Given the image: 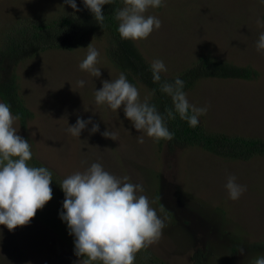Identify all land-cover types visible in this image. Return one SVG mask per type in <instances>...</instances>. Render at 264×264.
I'll use <instances>...</instances> for the list:
<instances>
[{
    "label": "rangeland",
    "instance_id": "rangeland-1",
    "mask_svg": "<svg viewBox=\"0 0 264 264\" xmlns=\"http://www.w3.org/2000/svg\"><path fill=\"white\" fill-rule=\"evenodd\" d=\"M76 4L80 8L84 3ZM75 11L64 0H0V42L1 31L16 18L39 20ZM149 15L161 20V28L134 42L147 61L164 62L165 76L181 73L205 54L257 72L250 80L199 81L186 97L191 105L207 108L199 118L208 128L264 138V50L256 47L264 32V2L163 0V6L148 9ZM89 42L100 52L99 78L79 68L90 44L48 50L16 67L21 95L33 112L26 127L18 119L13 125L30 144L32 159L27 163L36 166L32 160H37L59 178H52L53 198L30 224L14 231L0 225V264H80L86 259L75 254V237L60 217L65 199L60 183L92 163L141 184L144 191L137 195H145L164 221L159 241L137 253L134 264H195L198 250L206 264H254L264 257V249L256 248L264 242V155L230 160L200 147L160 146L134 128L123 106L113 111L96 103L95 92L103 81L123 72L108 57L109 34L91 36ZM129 82L141 102L152 98L145 84ZM78 118H91L92 123L80 136H72L67 129ZM93 124H99L96 133L90 132ZM104 131L115 132L117 140L105 138ZM141 135L143 144L137 142ZM230 175L247 187L238 200L230 199L225 188Z\"/></svg>",
    "mask_w": 264,
    "mask_h": 264
},
{
    "label": "clouds",
    "instance_id": "clouds-1",
    "mask_svg": "<svg viewBox=\"0 0 264 264\" xmlns=\"http://www.w3.org/2000/svg\"><path fill=\"white\" fill-rule=\"evenodd\" d=\"M114 0H83L84 7L90 10L94 20L106 27L103 6ZM264 2V0H261ZM74 10L80 11L76 0H64ZM124 7L115 13L119 21L118 32L121 39L139 41L147 39L154 30L162 26L155 16H145L149 8L163 6V0H123ZM260 24V21H257ZM257 51L264 50V32L259 35ZM86 58L79 68L93 77L101 76L96 67L100 52L90 44ZM150 69L153 83H160L161 92L171 97L173 108L167 110V118L175 119L178 114L190 127H197L199 117L206 114V107L191 105L183 91L185 82L176 78L174 83H161V73L167 68L162 60H153ZM83 87L84 80L77 82ZM138 89L121 73L115 80H104L103 87L95 92L98 105L107 104L116 111L123 106L125 117L136 130L146 133L156 141L172 140L174 133L165 125V117L155 105H150L147 98L141 102ZM10 106L0 102V225L9 231L18 226L30 224L37 211L42 209L52 198V175L45 167L29 166L32 152L28 140L17 134ZM91 118L85 121L78 118L75 125L67 131L72 136H80ZM99 131V124H93L91 133ZM105 138L117 140L115 132L104 131ZM137 142L144 143L143 135ZM16 158V159H14ZM230 175L225 184L229 198L238 200L247 187L236 182ZM129 178L117 177L106 171L100 163H92L83 173L76 172L60 183L65 193L64 211L60 217L67 223L69 234L75 237V254L86 257L80 264H134L136 254L157 243L165 227L164 221L151 207L141 184L128 182ZM244 249L240 253L244 254ZM254 264H264V257L256 258Z\"/></svg>",
    "mask_w": 264,
    "mask_h": 264
},
{
    "label": "trees",
    "instance_id": "trees-1",
    "mask_svg": "<svg viewBox=\"0 0 264 264\" xmlns=\"http://www.w3.org/2000/svg\"><path fill=\"white\" fill-rule=\"evenodd\" d=\"M123 7V0H114L112 4L103 6L106 25L104 29L95 22L93 14L83 4L79 8L80 11L66 12L58 17L39 20L16 18L1 31L0 99L10 106L14 116L19 117L18 120L22 126L28 125L33 112L27 107L21 95L16 67L21 62L37 57L48 50H70L89 45L91 36L107 33L110 43L106 50L112 63L129 81H139L151 89L153 94L148 103L156 106L158 112L165 117V125L175 134L174 139L170 141L159 140L160 146L163 144L169 148L195 146L230 160H250L256 155H264V138L262 137L212 130L200 118L195 128L190 127L188 122L182 120L178 114H175V119L167 118V110L174 111L171 97L161 92L160 83H153L151 63L146 60L135 42L121 39L118 32L119 21L115 19V13ZM254 75H257V72L250 66H240L211 54H205L181 73L174 76H165L161 73V83H174L176 78H180L185 82L183 91L187 93L202 80L210 78L250 80ZM32 161L36 164L35 167L43 166L37 160ZM60 194L65 197L63 193ZM236 247L233 248L234 251ZM251 248L254 249V245H251ZM256 248L264 249V242L256 245ZM198 251L194 255L195 264H206L202 259L203 252Z\"/></svg>",
    "mask_w": 264,
    "mask_h": 264
}]
</instances>
